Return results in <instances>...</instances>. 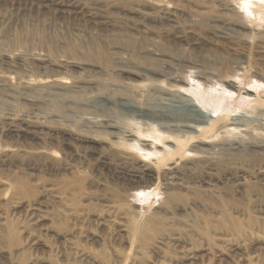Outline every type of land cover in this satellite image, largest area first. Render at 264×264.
<instances>
[{"label":"rangeland","instance_id":"obj_1","mask_svg":"<svg viewBox=\"0 0 264 264\" xmlns=\"http://www.w3.org/2000/svg\"><path fill=\"white\" fill-rule=\"evenodd\" d=\"M0 264H264V0H0Z\"/></svg>","mask_w":264,"mask_h":264},{"label":"bare ground","instance_id":"obj_2","mask_svg":"<svg viewBox=\"0 0 264 264\" xmlns=\"http://www.w3.org/2000/svg\"><path fill=\"white\" fill-rule=\"evenodd\" d=\"M261 14H262V12H258V15L261 16V18H262ZM198 94H199L200 98L202 99L199 102V104H196L191 96H189V95L185 96L187 99H189V101L193 105H190L188 107V110L186 112L182 113V115H183L182 119H184L185 121H187V120L190 121L193 124L191 127L196 128V129H203L204 126H202V125H204V124L210 125V124L216 123L217 121H221L222 118H220L219 115L214 114L213 111H210L209 110L210 107L203 102V100H210V97H208V99H206L207 98L206 93L198 92ZM221 102L222 101H218L217 104L215 105V107L216 106L219 107L221 105ZM212 108L213 107H211V109ZM157 118L168 119L170 117H169V114H163V115H157ZM177 121H179V120H177ZM158 133H163V132H158ZM158 135H162V134H158ZM215 135H217V134H212V137H214ZM167 137L170 139L176 140L177 142L183 141V140H181L180 136H171L170 135ZM187 138L188 137H185L184 140ZM152 148H154V147H152Z\"/></svg>","mask_w":264,"mask_h":264}]
</instances>
